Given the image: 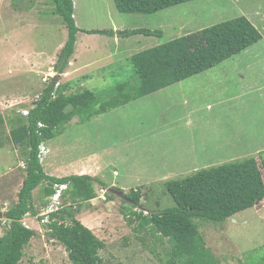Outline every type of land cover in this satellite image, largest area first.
Segmentation results:
<instances>
[{
  "label": "rangeland",
  "instance_id": "rangeland-1",
  "mask_svg": "<svg viewBox=\"0 0 264 264\" xmlns=\"http://www.w3.org/2000/svg\"><path fill=\"white\" fill-rule=\"evenodd\" d=\"M73 2L78 27L115 32L111 35L81 32L79 45L117 56L111 57L115 64L106 70H91V67L83 72L81 66L72 63L75 54L59 78L65 84L67 78L74 76L69 75L72 71L78 75L75 77L78 81L72 82L69 93L90 90L101 102L111 99L119 84L140 85L131 62L140 52L243 16L255 18L264 36V0H197L151 15L121 14L114 0ZM10 3L21 13H15ZM15 25L31 26L19 32ZM135 29L163 31V36L125 37L117 32ZM14 32L20 39L12 35ZM67 39L68 29L54 13L53 0H0L2 215L18 202V192L26 177V170L20 166L26 157L21 148L6 140L11 131L9 120L21 115V109L30 110L53 83L57 76L55 64ZM259 46L264 44H256L250 49L252 53L237 55L218 67L91 121L82 123L76 117L60 139H55L56 147L66 150L63 154L58 151L57 161L62 162L55 159L57 164L51 168L58 169L55 172L61 176L74 172V168L63 169L67 162L97 154V161L85 159L86 168L82 172L106 185L96 183L98 197L77 203L80 212L76 216L106 243V249L101 252L103 264H165L171 247L168 239L160 241L151 228L135 229L139 220L129 224L126 214H130L133 204L114 193L113 187L123 189L125 194L139 190L143 207L139 206L137 211H165L174 206L167 189L170 181L264 152V87L256 91L264 84V55ZM246 60L252 62L249 67ZM83 73L89 78H83ZM237 95L244 97L239 99ZM9 168L15 169L13 175L1 178ZM109 192L114 195L110 197ZM41 195L39 188L35 194L39 214L47 206H42ZM37 216L23 218L39 234L23 248L19 264H72L65 247L48 236ZM5 223L6 219L0 217V238L6 232ZM199 224L207 247L223 264H264V201L223 224Z\"/></svg>",
  "mask_w": 264,
  "mask_h": 264
},
{
  "label": "trees",
  "instance_id": "trees-1",
  "mask_svg": "<svg viewBox=\"0 0 264 264\" xmlns=\"http://www.w3.org/2000/svg\"><path fill=\"white\" fill-rule=\"evenodd\" d=\"M194 1L197 0H114V3L121 14L151 15ZM53 4L54 13L68 29V39L55 64V71L64 74L74 56L77 35L82 30L74 18L73 0H53ZM84 32L99 35L115 33L107 30ZM117 32L125 37L163 36V31L150 29ZM261 40L259 30L243 16L145 50L131 58L141 80L140 85L119 84L111 99L104 102L90 90L69 93L72 83L62 84L55 89L60 76L55 78L28 116L15 115L9 120L11 131L6 140L21 148L27 166L18 202L4 213L7 227L0 238V264H19L23 258V248L39 234L26 228L21 222L26 214L39 213L35 190L40 188L43 195L40 198L41 204L44 207L48 204L47 198L54 194L56 184L68 185L66 194L73 204L91 202L98 197L96 183L106 185L90 175L63 178L48 176L39 161L42 143L62 135L76 117L82 123L91 121L218 67ZM0 123H4L2 116ZM40 123L44 127H40ZM0 135L1 138L4 137L3 134ZM258 154L256 157L202 169L189 177L170 181L167 189L174 206L165 211H137L136 208L143 207V196L139 190L125 194L121 188L113 189L125 196L126 203L133 204L130 214H126L129 224L133 225L139 220L135 229L146 231L149 227L160 236V241L168 239L171 247L165 264H223L207 247L199 223L223 224L264 201V152ZM109 194L110 197L114 195L111 192ZM79 210V206L76 209L68 207L52 214L51 221L45 224L48 236L65 247L72 264H103L101 252L107 245L92 229L77 219Z\"/></svg>",
  "mask_w": 264,
  "mask_h": 264
},
{
  "label": "crops",
  "instance_id": "crops-1",
  "mask_svg": "<svg viewBox=\"0 0 264 264\" xmlns=\"http://www.w3.org/2000/svg\"><path fill=\"white\" fill-rule=\"evenodd\" d=\"M11 4V8L12 9H14V11H15V13H21V12H19L18 11V8L17 7H13V4L12 3H10ZM21 5V4H20ZM248 19L253 23V25L259 30V27H258V25H257V23H256V20H255V18H251V17H248ZM17 25V24H16ZM14 26V28L17 30V31H19L20 32V29L21 30H25V29H27V28H29V26H31V25H29L28 27L27 26H22V27H20V25H18V26ZM80 28V27H79ZM80 30H82V31H80L79 33H78V35H80V33L81 32H84V31H86V30H83L82 28H80ZM262 30V29H261ZM260 30V31H261ZM87 31H89V30H87ZM23 32V31H22ZM260 33H262V32H260ZM12 35H15V38L16 39H20V35L18 34V33H16V32H14ZM77 35V43H76V48H75V53H74V55H75V59L73 60V64L75 63V65H77V66H81V71H83V72H86V71H88L91 67H92V69L91 70H93V69H98V68H102L103 70H106L107 68H110L111 66H113L114 64H115V62L114 61H112L111 60V57H115V56H117L115 53H112V52H104V51H102V50H99V48H90V47H87V46H84L83 44H81V45H79V42H80V39H79V36ZM87 35H94V34H87ZM262 35V34H261ZM264 36L262 35V40L260 41V43H263L264 44ZM260 43H258V44H260ZM257 44V45H258ZM79 46H80V48H79ZM254 47V46H253ZM250 49H252V48H250ZM250 49H248V50H246V51H244L243 53L245 54L246 52H248V51H251ZM259 49H261L262 50V53H263V55H264V46H259ZM96 51L99 53L98 55L96 54ZM77 52V53H76ZM243 53H241V54H243ZM251 53H252V51H251ZM241 54H239V55H241ZM236 57V56H235ZM247 58V57H246ZM101 62H104V64L102 65V66H100V64H101ZM246 62V65H247V67H249V65L252 63V62H250V61H248V60H246L245 61ZM225 63V62H224ZM94 64H96V65H98L99 64V66H93ZM74 66V65H73ZM94 67V68H93ZM246 67V68H247ZM90 70V71H91ZM94 70V71H95ZM244 71H245V69H243L242 71H240V75H241V77L243 76V74H244ZM69 73V72H68ZM69 75H74L72 78H67V82H65V84L66 83H74V82H77L78 80H75V77L76 76H78V75H76V74H74V73H72V71H71V73L69 74ZM83 75H85L84 73H83ZM69 77V76H68ZM80 77V76H79ZM84 77H86V78H89V76H87V75H85V76H83V78ZM85 78V79H86ZM264 87V84H262V86L260 85V86H258L257 87V89H256V91L258 92V91H260V89H262ZM249 89H250V91L249 92H251V89H252V87L249 85ZM239 97V99L241 98V97H244L243 95H237L236 96V98H238ZM209 108H210V106H209ZM96 120H98V119H96ZM61 136V135H60ZM56 139H60L59 138V136L56 138ZM58 140H52V141H49V142H45L46 144H45V146H47L48 148H49V152L46 154V156L44 157V160H43V162L41 163L42 165H43V168H44V171L46 172V174L47 175H49V176H53V177H61V178H63V177H67L66 175H91V174H88V173H85V172H82V170H83V168H86V166H85V159H88L89 161H94V160H96L97 161V154H90V155H88V156H86V157H78V158H76V159H74L73 161H70V162H67L64 166H63V169H65V170H69V169H72V168H74V172H70L71 174H64V176H61L60 174H57L55 171L56 170H58V169H55V168H53V170H51V168H52V166H53V164H55L56 163V161H57V157H58V155H59V153H58V151H60V153H65V151L66 150H61V148H58V147H56V145L54 144V143H56V141H58ZM76 141H78V140H76ZM81 145V144H80ZM65 148H69L68 146L67 147H65ZM259 153H261V152H259ZM55 159H56V161H55ZM58 161H60V160H58ZM57 161V162H58ZM60 162H62V161H60ZM57 164V163H56ZM20 166H22L23 167V164H21ZM10 170H8V171H6V172H4L3 174H2V176H1V178H7V177H9L11 174H12V172L15 170V169H12V168H9ZM61 171H62V173H64V171L61 169ZM13 175V174H12ZM92 176V175H91ZM93 177H95V176H93ZM97 178V177H96ZM24 180H25V178L23 179V183H24ZM23 183H22V185H21V188H22V186H23ZM21 188H20V190H21ZM20 190H19V192H20ZM36 191L37 190H35L34 191V196H35V194H36ZM18 192V193H19Z\"/></svg>",
  "mask_w": 264,
  "mask_h": 264
},
{
  "label": "built area",
  "instance_id": "built-area-1",
  "mask_svg": "<svg viewBox=\"0 0 264 264\" xmlns=\"http://www.w3.org/2000/svg\"><path fill=\"white\" fill-rule=\"evenodd\" d=\"M23 113L25 115H28L29 111L24 110ZM48 153V150L45 146L41 147V159L42 161L44 160V156ZM68 189L67 185H55V193L52 195V197L50 198L46 209L43 210L42 213L38 214V216L36 217V220H38L39 223L44 224V223H49L51 221V215L58 213L60 210H63L65 208L68 207H72L74 206V204L68 200L67 198H64L63 194L65 192V190ZM75 207V206H74ZM26 218H32L33 216L31 215V213H28L26 216ZM40 218H42V220H39ZM25 221H22V224L28 228L31 229V226H28L24 223Z\"/></svg>",
  "mask_w": 264,
  "mask_h": 264
},
{
  "label": "clouds",
  "instance_id": "clouds-1",
  "mask_svg": "<svg viewBox=\"0 0 264 264\" xmlns=\"http://www.w3.org/2000/svg\"><path fill=\"white\" fill-rule=\"evenodd\" d=\"M74 7H75V5H74ZM62 48H63V47H62ZM55 73L57 74V76H55V77L52 79V81H54L55 78H57V77H59L60 75H62V74H58L56 71H55ZM60 85H62V82H61V80L59 79V80L56 82V84H55V89H57ZM37 101H38V100H37ZM37 101H36V102H37ZM36 102H35V103H36ZM34 107H35V104H34V106H33L32 108H34ZM32 108H31V109H32ZM31 109H30V110H31ZM24 110H27V109H21V110H19V111H20L21 114H22ZM30 110H27V111H29V113H30ZM29 113H28V115H29ZM28 115H25V114H24V116H28ZM39 126H40V127H44V124L40 123ZM45 144H46V143L44 142V143H42V144L40 145V152H39V161H40V163L43 162L42 159H41V147H42V146H45ZM45 147L47 148V150H48V152H49V148H48L47 146H45ZM45 156H46V155H45ZM45 156H44V157H45ZM26 166H27V163H26V162L23 163V168H24L25 170H26ZM56 185H67V184H56ZM67 186H68V185H67ZM54 190H55V187H54ZM67 191H68V189L65 190L63 196H64V198H67L68 200H70L69 197H68L67 194H66ZM115 191H116V190H115ZM54 193H55V192H54ZM51 197H52V196H50L48 199L50 200ZM49 200H48V202H49ZM70 201H71V200H70ZM71 202H72V201H71ZM74 206H75V207H74ZM74 206H72L74 209H76V208L78 207L76 203L74 204ZM38 214H39V213H38ZM38 214H37V215H38ZM26 215H27V214H26ZM26 215H25V216H26ZM31 215H32V214H31ZM25 216H24V217H25ZM32 216H36V215H32ZM32 218H33V217H32ZM39 220H42V218H40ZM21 222H22V221H21ZM37 222H38V220H37ZM38 223H39V222H38ZM39 224H41V223H39ZM45 224H47V223H44V226H45ZM31 230H32V229H31Z\"/></svg>",
  "mask_w": 264,
  "mask_h": 264
},
{
  "label": "water",
  "instance_id": "water-1",
  "mask_svg": "<svg viewBox=\"0 0 264 264\" xmlns=\"http://www.w3.org/2000/svg\"><path fill=\"white\" fill-rule=\"evenodd\" d=\"M114 193H117L121 197H124L125 198V196L121 192H119V191H114ZM0 217H4V215H2L1 212H0Z\"/></svg>",
  "mask_w": 264,
  "mask_h": 264
}]
</instances>
